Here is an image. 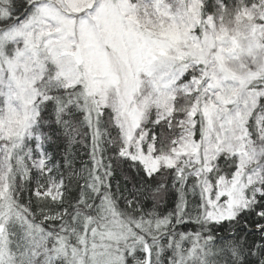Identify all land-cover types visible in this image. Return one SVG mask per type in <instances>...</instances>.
Listing matches in <instances>:
<instances>
[{"label": "snow or ice", "instance_id": "6c2138e0", "mask_svg": "<svg viewBox=\"0 0 264 264\" xmlns=\"http://www.w3.org/2000/svg\"><path fill=\"white\" fill-rule=\"evenodd\" d=\"M0 264H264V0H0Z\"/></svg>", "mask_w": 264, "mask_h": 264}]
</instances>
